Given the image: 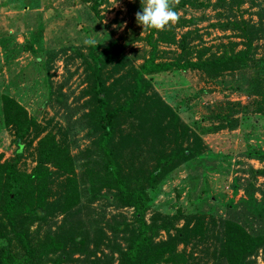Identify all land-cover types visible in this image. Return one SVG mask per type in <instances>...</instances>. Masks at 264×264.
Masks as SVG:
<instances>
[{"label": "trees", "instance_id": "trees-1", "mask_svg": "<svg viewBox=\"0 0 264 264\" xmlns=\"http://www.w3.org/2000/svg\"><path fill=\"white\" fill-rule=\"evenodd\" d=\"M184 3L223 9L217 26L229 29L236 39L221 43L217 52L206 53L208 47L201 50L188 42L196 35L186 27L179 31L180 49L172 59H156V44L149 41L148 55L123 73L118 69L124 63L115 62L116 67L111 68L117 70L116 74L110 75L108 82L101 74L104 61L94 58L89 64L86 60L90 69L88 87L83 90L87 109L81 121L97 147L96 152L85 156L89 191L83 192L77 181L70 142L52 131L37 137L34 164L28 170L18 168L15 159L0 161V264H82L85 259L90 264H260L258 257L264 264V186L253 182L257 176L264 177L263 163L249 168L252 181L248 178L243 184V196L237 201L225 203L223 215L179 208L161 213L151 206L149 189L178 162L197 155L200 139L144 74L174 66L197 68L209 77L216 76L248 64L255 56L257 40L264 38V0H180L179 5ZM244 3L250 8L247 16L236 13ZM196 19L179 16L175 26L181 28ZM150 29L152 35L156 29ZM173 29L171 26L165 32L159 31L158 37L173 42ZM256 94L262 102L255 110H260L264 108V73ZM1 106L4 121L14 130L18 156L23 139L30 134L34 137L42 128L13 96L3 95ZM226 108L214 113L213 117L219 118L216 127L232 128L236 124L234 113L248 111L246 104L239 103ZM137 134L142 135L145 152L136 160V166L133 161L139 156L126 143L135 141ZM246 150L250 158L264 160V149L247 145ZM58 180L59 195L48 199L50 187ZM92 200L110 207V218L96 221L87 217V210L82 213L85 201ZM51 211L62 216L58 224L48 222ZM84 221L90 229L83 227L76 237L70 234ZM56 225L63 229L55 230ZM42 230L53 238L56 248L47 250L51 243L41 238ZM61 232L71 246L80 244L78 249L82 247L86 252L83 258L73 256L76 248L65 250L68 247L61 244ZM86 238L92 242L91 248Z\"/></svg>", "mask_w": 264, "mask_h": 264}, {"label": "rangeland", "instance_id": "rangeland-1", "mask_svg": "<svg viewBox=\"0 0 264 264\" xmlns=\"http://www.w3.org/2000/svg\"><path fill=\"white\" fill-rule=\"evenodd\" d=\"M249 9L244 3L236 13L247 16ZM137 11H142L141 0H0V161L15 159L18 168L28 170L34 164L37 137L52 131L56 137H64L70 142L77 181L82 191L88 192L85 156L96 152L97 147L86 135V127L81 121V115L87 109L83 90L88 87L86 77L90 69L86 67V60L89 64L94 58L104 61L101 74L108 82L110 75L117 71L111 68L112 65L123 62L124 67L118 69L121 73L129 65H138L151 50L149 41L156 44V59H172L180 49L177 45L179 31L186 27L193 29L196 35L189 37L188 42L201 50L208 47L206 53L217 52L221 43L236 39L229 29L217 26V19L224 12L221 8L198 3L178 4L175 11L179 16L197 19L181 28L175 24L167 27L174 28L173 42L158 37V30L152 35L150 28L143 30L136 22ZM88 39H94L97 45L86 44ZM256 43L255 56L248 64L216 76L209 77L197 68L174 66L144 74L164 102L200 139L197 155L178 162L154 188L149 189L152 209L172 213L179 208L223 215L225 203L237 201L243 196V184L248 178L252 181L249 168L264 164V160L246 155L247 145L264 149V108L255 110L262 102L256 89L264 73V38ZM6 94L13 96L42 128L34 137L30 138V134L23 139V150L18 156L14 150V130L4 121L2 112V96ZM236 103L246 104L248 111L234 113V127H216L219 118L213 117L214 113H222L227 105ZM136 138L126 145L128 149H135L132 153L139 156L133 161L137 166L139 161L136 160L143 156L145 144L141 134ZM253 182L255 186H264V177L257 176ZM59 186V180L52 184L48 199L53 200L59 195ZM85 210L87 217L96 221H105L112 214L110 207L104 208L97 200L85 201L82 213L85 214ZM121 210L128 213L124 208ZM61 218L57 211L48 213L49 223L58 224ZM87 226L88 222L84 221L70 234L76 237V233L83 232V227ZM55 227L57 231L63 229L60 225ZM60 234L61 244L68 247L65 250L76 248L73 256L83 258L86 252L82 247L78 249L80 244L71 246L66 242L67 237H63L64 233ZM40 235L51 243L47 246L48 251L57 247L43 230ZM88 242V248H91L92 242ZM257 260L263 264L259 257ZM85 262L90 264L88 259L83 260Z\"/></svg>", "mask_w": 264, "mask_h": 264}, {"label": "clouds", "instance_id": "clouds-1", "mask_svg": "<svg viewBox=\"0 0 264 264\" xmlns=\"http://www.w3.org/2000/svg\"><path fill=\"white\" fill-rule=\"evenodd\" d=\"M180 0H141L142 11L135 13L136 22L143 26V30L154 28L163 31L179 21L175 11ZM89 45H97L94 39L85 41Z\"/></svg>", "mask_w": 264, "mask_h": 264}]
</instances>
